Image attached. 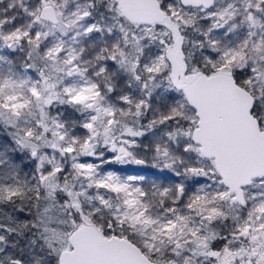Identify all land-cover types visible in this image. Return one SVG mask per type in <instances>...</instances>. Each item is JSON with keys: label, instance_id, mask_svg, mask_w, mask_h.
Listing matches in <instances>:
<instances>
[{"label": "snow or ice", "instance_id": "1", "mask_svg": "<svg viewBox=\"0 0 264 264\" xmlns=\"http://www.w3.org/2000/svg\"><path fill=\"white\" fill-rule=\"evenodd\" d=\"M0 264H264V0H0Z\"/></svg>", "mask_w": 264, "mask_h": 264}]
</instances>
